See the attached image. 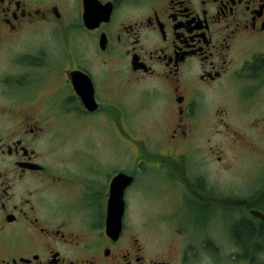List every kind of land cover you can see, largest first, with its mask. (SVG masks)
I'll list each match as a JSON object with an SVG mask.
<instances>
[{"label": "flooded vegetation", "instance_id": "flooded-vegetation-1", "mask_svg": "<svg viewBox=\"0 0 264 264\" xmlns=\"http://www.w3.org/2000/svg\"><path fill=\"white\" fill-rule=\"evenodd\" d=\"M263 144L264 0H0V264H264Z\"/></svg>", "mask_w": 264, "mask_h": 264}, {"label": "trees", "instance_id": "trees-1", "mask_svg": "<svg viewBox=\"0 0 264 264\" xmlns=\"http://www.w3.org/2000/svg\"><path fill=\"white\" fill-rule=\"evenodd\" d=\"M247 229H248V232H246L247 236H249V237H254V236L256 235V240H257V236H258L260 233H262L261 231L264 229V227L261 228L260 230H258V232H256V233H255V230H254L252 227L247 228ZM261 235H263V234H260V236H261ZM262 238L264 239V235L262 236ZM254 239H255V238H254Z\"/></svg>", "mask_w": 264, "mask_h": 264}, {"label": "rangeland", "instance_id": "rangeland-1", "mask_svg": "<svg viewBox=\"0 0 264 264\" xmlns=\"http://www.w3.org/2000/svg\"><path fill=\"white\" fill-rule=\"evenodd\" d=\"M258 143H261V142H258ZM260 147H262V148H264V144L262 145V146H260ZM260 165L259 164H257V169L259 170L260 169ZM220 229V227H215L214 228V230H219ZM211 230L213 231V227L211 228Z\"/></svg>", "mask_w": 264, "mask_h": 264}]
</instances>
